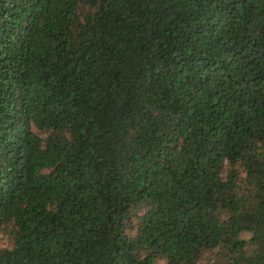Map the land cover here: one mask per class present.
I'll return each instance as SVG.
<instances>
[{
	"label": "trees",
	"instance_id": "obj_1",
	"mask_svg": "<svg viewBox=\"0 0 264 264\" xmlns=\"http://www.w3.org/2000/svg\"><path fill=\"white\" fill-rule=\"evenodd\" d=\"M0 233V264H264V0H0Z\"/></svg>",
	"mask_w": 264,
	"mask_h": 264
},
{
	"label": "rangeland",
	"instance_id": "obj_2",
	"mask_svg": "<svg viewBox=\"0 0 264 264\" xmlns=\"http://www.w3.org/2000/svg\"><path fill=\"white\" fill-rule=\"evenodd\" d=\"M136 231H130L131 234H135ZM244 237L249 238L250 233L249 232H244L243 233ZM0 246L1 247H10L11 243L10 240L8 239L7 236H5L3 233H0ZM218 251L212 252V253H207L202 260L199 262V264H221L220 256L217 255ZM216 260V262H215ZM157 264H165L164 260H159Z\"/></svg>",
	"mask_w": 264,
	"mask_h": 264
}]
</instances>
